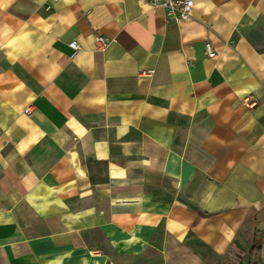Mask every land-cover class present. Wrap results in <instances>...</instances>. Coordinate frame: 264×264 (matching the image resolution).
Instances as JSON below:
<instances>
[{
	"label": "crops",
	"instance_id": "0c3cea01",
	"mask_svg": "<svg viewBox=\"0 0 264 264\" xmlns=\"http://www.w3.org/2000/svg\"><path fill=\"white\" fill-rule=\"evenodd\" d=\"M250 260L264 0H0V264Z\"/></svg>",
	"mask_w": 264,
	"mask_h": 264
},
{
	"label": "built area",
	"instance_id": "2783aa9c",
	"mask_svg": "<svg viewBox=\"0 0 264 264\" xmlns=\"http://www.w3.org/2000/svg\"><path fill=\"white\" fill-rule=\"evenodd\" d=\"M151 7H161L165 10L166 15L169 19L179 21L186 19L190 16L193 0H142ZM69 45L73 48V54L78 50V43L76 40L69 42ZM106 45V39L102 36L97 37V46L102 48ZM214 51L210 50L208 44H206V55L214 56ZM105 264H112L111 262H106Z\"/></svg>",
	"mask_w": 264,
	"mask_h": 264
},
{
	"label": "trees",
	"instance_id": "16d2710c",
	"mask_svg": "<svg viewBox=\"0 0 264 264\" xmlns=\"http://www.w3.org/2000/svg\"><path fill=\"white\" fill-rule=\"evenodd\" d=\"M255 235H256V232H255ZM258 245H259L258 242L254 241L253 245L251 247V251H253V250H257L258 251V248H259ZM248 264H256V263H255V261L250 260Z\"/></svg>",
	"mask_w": 264,
	"mask_h": 264
},
{
	"label": "water",
	"instance_id": "95a60500",
	"mask_svg": "<svg viewBox=\"0 0 264 264\" xmlns=\"http://www.w3.org/2000/svg\"><path fill=\"white\" fill-rule=\"evenodd\" d=\"M233 242H234V244H235L237 247L242 248V246L239 244V242H238V240H237L236 238L233 240Z\"/></svg>",
	"mask_w": 264,
	"mask_h": 264
}]
</instances>
